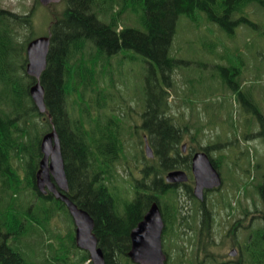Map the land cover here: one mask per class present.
Wrapping results in <instances>:
<instances>
[{
	"label": "trees",
	"instance_id": "1",
	"mask_svg": "<svg viewBox=\"0 0 264 264\" xmlns=\"http://www.w3.org/2000/svg\"><path fill=\"white\" fill-rule=\"evenodd\" d=\"M61 2L62 11L51 13L46 23L50 47L46 68L40 76L45 113L38 111L30 97L34 79L25 71L26 46L35 37L34 9L18 14L0 8V264H90L88 254L75 244L73 223L65 205L50 193H40L36 187L41 139L52 127L60 140L68 180L67 197L93 218V233L105 264H135L127 256L129 234L157 200L150 194L151 186L156 184L158 191L174 193L169 186L160 184L162 167L173 166L165 153L180 151L183 135L206 134L205 129L213 121L198 117L191 122L181 114L173 115L171 91L182 103L180 113H190L191 117L200 112L205 116L223 111L222 103H227L231 95L236 109H241L244 115L251 113L247 122L252 120V126L253 122L260 125L258 136H264L262 99H255L243 85L245 60L237 48L230 50L222 40L218 39L209 53L221 74L199 77L206 90L223 94L222 103H212V99L201 101L204 91L199 94L194 86L185 95L178 93L174 76L181 60L171 50L176 23L185 17L194 28L215 24L232 36L243 24L259 28L244 14V9L249 4L264 8V0ZM34 4L36 7L40 3L34 0ZM125 14H136L141 29L131 27ZM259 29L264 37V27ZM219 47L222 51L214 50ZM124 50L135 52L147 63L142 98H136L141 109L140 125L131 124L125 116V110L132 108L131 100L119 93L117 83L121 79L112 64L113 58ZM256 65L261 67L259 61ZM114 98L119 107L110 104ZM227 130L235 138L238 128L228 124ZM247 130L244 128L243 132ZM126 133L139 139L140 144L146 137L161 161L154 166L159 168L153 170L152 161L145 160L142 149H134L136 153L130 158L134 170H141L140 179H132L130 192L115 184L118 165L127 166L133 176L126 156ZM154 175L158 180L153 182ZM253 175L257 181L252 183L251 192L259 201L253 207L254 219L259 222L235 241L239 248L237 259L219 262L209 253V247L217 245L210 237L209 226L214 221L203 212L199 216V210H194L192 223L184 227L192 229L195 237L189 235L186 244H179L185 230L179 225L182 215L175 211L174 194L172 203L165 206L161 203L170 212L164 217L167 226L176 229L164 238L166 264H264V170H254ZM139 189L145 193L141 194ZM230 205L227 202L223 207L232 209ZM204 229L208 236L205 239Z\"/></svg>",
	"mask_w": 264,
	"mask_h": 264
},
{
	"label": "rangeland",
	"instance_id": "2",
	"mask_svg": "<svg viewBox=\"0 0 264 264\" xmlns=\"http://www.w3.org/2000/svg\"><path fill=\"white\" fill-rule=\"evenodd\" d=\"M63 7L64 5L62 2L56 4L55 6H41L39 4L35 7L34 0H0V8L18 14H26L31 8L32 10L34 9L33 24L35 27V36L46 35V23L50 19L51 13H59L62 11ZM244 14L247 15L248 18L257 25V27H264V8H260L256 4H249L244 9ZM125 16L129 18L131 27L141 29L140 19L136 14H125ZM119 28H121V26H119L118 29ZM259 28H252L251 26L243 24L235 29L234 35L229 36L222 32L215 24H202L200 27L194 28L185 17H180L177 22L176 34L171 48V50L175 53L176 58L181 60L179 64L180 66L177 69L178 72L174 76V79L177 81L176 84L178 93L180 95H185L189 93L194 86L198 89L199 94L204 91L200 97L201 101H208L212 99V103H222L225 99L223 94L214 93L213 90H206L204 87L205 85H201L199 81V77L212 78L215 74H221V72L216 68L217 62L214 60L215 58L209 54L211 52V46L216 44L217 40L220 39L230 50L237 48L242 54L243 59L245 60L244 74L246 75L243 85L252 91V95L255 99H262L261 105L263 111L264 37ZM221 49L222 48L219 47L214 50L222 51ZM256 61L260 62L261 67L256 65ZM112 64L115 66L116 76H120L121 79V81L117 83L119 93H121L123 97H129L131 100L132 108L125 110V116L129 119L131 124L140 125L141 109L137 106L136 98H142L143 76L147 63L144 62V58L135 52L131 50H124L113 58ZM122 80H124V83ZM125 82L127 84H125ZM215 87L217 86L215 85ZM171 92V98H173L172 103L175 104H172L171 108L173 115L178 116L181 114L191 122H196L198 117H203L205 120H213L210 121V127L205 129L206 134L202 132L200 134L192 133L191 135H183L179 146L183 144H188V146L190 145L193 147L209 146L208 141L211 140L212 142L210 146L213 147L212 150L215 148V151H245L248 158H250L253 162V171L258 170L260 167H264V141L262 137H259L258 134H256L260 131V128L255 122H253L254 124L252 126L250 123L252 120H250L249 123L247 122L248 119H251V117H249L252 116L251 113L244 115L241 109L238 108L237 110V104L231 95L229 100L227 99V103H222L224 104L223 111L217 113L212 112L213 115L205 114V116H202L203 113L200 112L191 117L190 113L184 114L182 111L180 113L179 109H181L182 103L176 96H174V91ZM193 99H197V96H194ZM110 102V104L114 106H120L117 105V100L115 98ZM118 107L117 110L119 111ZM228 124H232L238 128L235 138L228 133ZM244 128L248 129L245 133L243 132ZM216 133H219V135H216ZM243 133L246 136L245 139ZM126 138L128 140L126 156L130 164L129 167L132 169L135 177H138L136 172H134V161L130 157L136 153L134 149L137 148V150H143V143H138L139 139L136 140V138L128 135L127 133ZM126 167L127 166H124L123 164L118 165L117 182H114L122 191H125L126 188L128 192H130V189H133L130 188V180V184L126 180L127 176L130 175V172L127 171L128 169ZM260 171L261 170L259 169V172ZM224 175H226L229 179L233 178L232 173L227 170L224 171ZM135 177L132 179H135ZM256 181L257 177H255L252 183L254 184ZM235 190L236 189L232 188L230 191H224V194H226L225 198H228V195L232 196L229 202L231 206L233 205L232 208L235 209V214L229 217L228 214L225 213V210L220 207V204L216 202L218 196H214V222L210 237L216 241L217 245H211L209 247V253L214 254V257H216L219 262H231L237 259V257H230L229 252L234 248L237 249V246L234 245L235 241L242 239V237H244L248 232V229H246V221L243 220V228L234 233V230L231 229L233 219L238 218L241 210L245 208H251L254 214V204L259 205L256 195L252 192L247 200L244 195H242V201H240L239 198L235 200L233 195L238 194V190H236V192ZM234 202L235 205L233 204ZM185 216L187 221L185 224L192 223L191 216H194V210H192L189 214V209H187V215ZM258 222V220L254 219L252 225H255L256 223L258 224ZM184 227L185 226L182 225L181 230H185V232L182 234V240H179V244L181 245L184 243L186 244V239H188L189 235L195 237L192 229L188 230ZM202 237L203 239L208 237L205 229Z\"/></svg>",
	"mask_w": 264,
	"mask_h": 264
},
{
	"label": "water",
	"instance_id": "3",
	"mask_svg": "<svg viewBox=\"0 0 264 264\" xmlns=\"http://www.w3.org/2000/svg\"><path fill=\"white\" fill-rule=\"evenodd\" d=\"M43 6L59 3L61 0H38ZM50 36H39L26 46V74L34 79L29 89L30 97L40 113H45L44 89L40 76L46 68ZM145 152L151 156V148L145 142ZM42 158L36 172V187L40 193H50L66 207L73 225L74 240L77 248L87 252L91 264H105L103 252L98 246L93 218L67 197L68 180L61 155L60 140L52 127L40 143ZM195 194L200 197L203 188H217L221 184L220 176L209 163L204 153L195 155L193 162ZM168 183H181L187 180L181 171L170 172L166 176ZM163 220L157 203H152L142 219L130 231L128 258L135 264H165L166 255L162 249ZM230 256L236 251L231 250Z\"/></svg>",
	"mask_w": 264,
	"mask_h": 264
},
{
	"label": "flooded vegetation",
	"instance_id": "4",
	"mask_svg": "<svg viewBox=\"0 0 264 264\" xmlns=\"http://www.w3.org/2000/svg\"><path fill=\"white\" fill-rule=\"evenodd\" d=\"M256 134H259V132ZM245 137L246 136H244V139ZM152 152V156H144V158L146 161H152V169L157 170L159 167L155 169L154 166L161 164L160 157L155 156L154 151ZM202 152L206 155L211 166L219 174L221 184L217 188H203L200 197H198L195 194V177L193 175V162L195 155ZM165 155L168 156V159H171L173 166L167 168L162 167V172L160 173L159 177V179L161 180L160 184L163 186H169L170 189L174 191V193L173 195H171V193L168 192L164 193L163 191H158L159 188L156 184H153L151 186L152 189L150 192L152 197H154V199H157L154 200L152 203H157L163 220V243L164 238L171 235V233H173L176 229H173V227L169 228L167 226V221L166 219H164V217L170 212L163 209L161 203H164V206L170 202L172 203L171 198L174 196V194H176L174 197L177 200V206L175 207V211L177 214L182 215L181 224H179L180 228H182V225L185 226V215H187V209H189V214L192 210H199V216L203 212L204 215H209L208 217L211 220L214 215V196H218L216 202L219 203L220 207L225 210V213L228 214V217L235 214L234 208L230 209V207H223L227 202L230 201V198L232 197L231 195H228V198H225L226 194H224V191H230L232 188H234L238 190V194L233 195L235 200L239 198V200L242 201V195L246 197V200L249 199L252 190L251 187L254 177V171L253 162L250 160V158H248V155L245 151L225 150L219 152L215 151V149L212 150L211 146L193 147L190 145L188 146V144H185L180 146V151H168L165 153ZM259 169L264 170V167H260ZM135 170L138 177H135L134 173L133 176L135 177V179H140L139 171L141 170V168H137ZM225 170L232 173V179H229L228 177H226V175H224ZM175 171L183 172L186 175L187 180L181 183H168L166 180L167 174ZM152 179L154 182L155 180H158V176L154 175L152 176ZM139 192L141 194L145 193L143 189H139ZM233 204L235 205V202ZM243 220L246 221V229L252 226V223L254 221V214L251 208H245L241 210L240 216L236 219H233L234 227H232V229L234 230V233L243 228ZM183 222L184 224H182ZM176 226L177 224L175 225V228ZM209 229L211 233L212 226H209ZM238 251L239 248L237 246V252Z\"/></svg>",
	"mask_w": 264,
	"mask_h": 264
},
{
	"label": "bare ground",
	"instance_id": "5",
	"mask_svg": "<svg viewBox=\"0 0 264 264\" xmlns=\"http://www.w3.org/2000/svg\"><path fill=\"white\" fill-rule=\"evenodd\" d=\"M133 7V6H132ZM177 24V23H176ZM1 114V113H0ZM18 122V121H17ZM51 126V125H50ZM41 153V152H40ZM41 160V159H40ZM39 191V190H38ZM46 194H48V193H46ZM55 198V197H54ZM12 239V238H11ZM17 241V240H16ZM19 243V242H18ZM17 244V243H16ZM22 244V243H21ZM19 245V244H18ZM17 245V246H18ZM22 249V248H21ZM18 250V249H17Z\"/></svg>",
	"mask_w": 264,
	"mask_h": 264
}]
</instances>
